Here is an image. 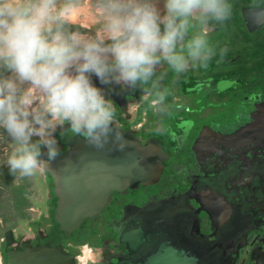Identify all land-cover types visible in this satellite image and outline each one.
Listing matches in <instances>:
<instances>
[{"label": "flooded vegetation", "instance_id": "obj_1", "mask_svg": "<svg viewBox=\"0 0 264 264\" xmlns=\"http://www.w3.org/2000/svg\"><path fill=\"white\" fill-rule=\"evenodd\" d=\"M260 1L229 0L231 17L222 25H207L209 41L219 32V50L227 49L222 57L227 77L215 84L225 93L220 99L203 95L212 89L209 78L198 79L201 67H190L181 83H172L171 105L165 103L164 113L152 107L149 91L113 90L93 77L115 106L118 130L155 146L163 167L157 182L114 190L100 213L80 224V234L97 245L75 246L95 253L84 264H264V75H242L255 63L240 57L246 51L251 57L246 46L264 35V24L250 29L243 17L246 10L263 8ZM166 67L157 71L165 73ZM183 82L191 93L182 91ZM254 117L258 126L249 128ZM55 135L62 153L76 134L58 129ZM8 230L0 236V256ZM32 235L10 247L24 241L51 244L43 242V230Z\"/></svg>", "mask_w": 264, "mask_h": 264}, {"label": "clouds", "instance_id": "obj_2", "mask_svg": "<svg viewBox=\"0 0 264 264\" xmlns=\"http://www.w3.org/2000/svg\"><path fill=\"white\" fill-rule=\"evenodd\" d=\"M79 4L0 0V129L14 146L11 174L46 167L59 153L58 129L98 149L122 139L115 106L93 77L109 89L149 91L164 113L166 73L157 68L166 64L177 75L207 68L217 55L207 25L232 15L229 0H92L100 26L84 34L69 20Z\"/></svg>", "mask_w": 264, "mask_h": 264}, {"label": "water", "instance_id": "obj_3", "mask_svg": "<svg viewBox=\"0 0 264 264\" xmlns=\"http://www.w3.org/2000/svg\"><path fill=\"white\" fill-rule=\"evenodd\" d=\"M243 17L250 29L259 28L264 24V7L246 10ZM256 121L254 117L249 128L258 126ZM119 132L122 139L110 141L102 149L92 146L81 135L71 136L67 149L42 168L51 179L56 197L54 221L66 236L84 220L98 215L114 190L150 185L161 176L163 166L156 156V147L142 145L123 131ZM4 242L6 247L15 243L11 230L4 233ZM4 255L7 264H76L71 252L50 243L31 246L24 241L21 247L6 249Z\"/></svg>", "mask_w": 264, "mask_h": 264}, {"label": "trees", "instance_id": "obj_4", "mask_svg": "<svg viewBox=\"0 0 264 264\" xmlns=\"http://www.w3.org/2000/svg\"><path fill=\"white\" fill-rule=\"evenodd\" d=\"M260 5L261 6L264 5V0L260 1ZM72 27L73 29H78V28H75L74 26ZM222 39L223 38L219 32L213 34V38L210 40V42L212 45L216 47L217 55L213 57V59L209 62L207 68H199V70L196 71V74L198 75V79L201 80V79L209 78L211 80L210 88L212 89V91L209 93L205 92V94L203 93V95H214V96L216 95L218 99H220L225 93L222 92V90H217L215 87V84L221 78L227 77L226 75H224L225 71L223 70V67H222L223 65L222 57H224L225 55L224 54L220 55V50H219ZM246 47H250L252 49V54H251L252 56L250 57L248 55V52L246 51L244 55L240 56L242 58V61L243 62L247 61L252 64L253 63L255 64L254 66L250 68L244 69L241 72L242 75H245L246 77L249 78L253 74H256L258 76L257 73H259L263 76L264 75V35L262 37L257 38V44H254L253 46L249 45ZM257 63L262 68L258 67L259 69L257 70ZM157 72L161 73L159 71ZM165 73L166 74L163 79L165 80L164 88H167L168 93H169L168 96L166 97L165 103L170 104L171 103L170 94L172 93L171 92L172 83H175V82L181 83V80L184 77V75L183 73L180 75L175 74L171 69H168V66L166 67ZM188 87L185 85L184 82L182 83V86H181L182 91L187 94L191 93V92H187ZM194 94L198 96V95H201L202 92H197V93L195 92ZM150 100H152V97L150 98ZM204 103L205 101L202 100L201 104H198V106L203 105ZM149 115L151 118H154V115L151 113V111H149ZM45 176H47V184L50 189V199L48 201V212L46 216L41 217L38 221L29 223V226L32 228L33 231H37V230L44 231V233L46 234V239L43 242L51 241L52 246H56L59 244L65 250H67L68 252H71V254H73L74 256L79 255V249L75 248V246H80V245L85 244L92 248L96 247L97 246L96 243L94 241H91L89 237H86L85 236L86 234L85 235L80 234L81 226H79V228L76 229L75 231L73 232L71 231L69 236H66L63 232L59 231L58 225H56L54 218H53L56 197L54 196L51 190L52 182H51L50 177L47 175V173L45 174ZM13 178L14 176L10 173L9 169L4 168L0 170V193L5 195L4 201L3 200L0 201V207L3 206V204H4L3 207H6L5 215L1 214V209H0V219L2 221V226L8 222V219L19 217V216H22V217L24 216L21 211V208H22L21 205L26 204V202H24L25 201L24 195L26 193V188L23 185H19V186L15 185V183L13 182ZM3 228L5 229L6 226H3ZM3 228L2 229L0 228V236H2ZM11 228L12 226L7 227V229H11ZM93 233L94 232H92L91 234ZM4 249H5V246H4V243H2L1 245L2 262L3 264H7V257L3 253Z\"/></svg>", "mask_w": 264, "mask_h": 264}, {"label": "crops", "instance_id": "obj_5", "mask_svg": "<svg viewBox=\"0 0 264 264\" xmlns=\"http://www.w3.org/2000/svg\"><path fill=\"white\" fill-rule=\"evenodd\" d=\"M69 20L71 25L83 30L98 29L100 23V19L93 11H91L90 6L87 3H81L77 8L72 10L69 15ZM0 146L5 149L4 152L8 151V147L10 148V144L6 143L4 137L0 143ZM43 174V170L38 168L36 170V173L32 175L33 177L31 176V178H34V180L30 182L31 185H29V183L26 181L23 182V180H21L19 183H15V185H23L26 188V193L24 195V202H26V204L21 205V211L24 216L15 217L12 222L8 221L7 223H5L7 224L5 225V229H7V227L9 226H12L10 230L13 231L15 239L19 238V235H21V232H16L19 226L21 227L22 231H33L32 228L29 226V223L38 221L41 217L46 216L48 212V201L50 199V194L47 180ZM21 178H23V176ZM33 192L39 195L41 200L34 196ZM79 257L80 255H77L76 260H78Z\"/></svg>", "mask_w": 264, "mask_h": 264}, {"label": "rangeland", "instance_id": "obj_6", "mask_svg": "<svg viewBox=\"0 0 264 264\" xmlns=\"http://www.w3.org/2000/svg\"><path fill=\"white\" fill-rule=\"evenodd\" d=\"M81 3L82 4L83 3H87L90 6L91 11H93L97 15V17L100 19V15L101 14H100L98 9H95V10L93 9L92 0H80V4ZM161 7H162V3H161ZM99 26H100V23H99ZM94 27H91V28H94ZM75 28H77V27H75ZM75 30L82 31V32H84V34H93V33H95L97 31V29H95V30H91V29L90 30H87V29H84V30L83 29H75ZM0 135H2L5 138V141H6L7 144H10V148L8 147V151H6V152H4L5 149H3L2 146H0V170L4 169V168L9 169V167L7 165V159L9 157V155L12 153V151H13L12 148H14V146H13L12 141L7 137V134L3 132V129H0ZM12 175L14 176V178H13V182L14 183H19L21 180H23V182L26 181V182L29 183V185H31L30 182L34 180V178H31V176H23V178H21L22 176L19 174V172L15 173V174H12ZM33 193H34V196H36L37 198H39V200H41L39 195L35 194V192H33ZM4 199H5V195L0 193V201H2V200L4 201ZM3 206H4V204H3ZM3 206L0 207L1 214L5 215L6 214L5 208L6 207H3ZM13 220H14V218L8 219V221H10V222H12ZM5 225H7V224H5ZM5 225H3V226H5ZM16 232L17 233L21 232L20 233L21 235H19V237L21 239H23V240L29 239V238H31L33 236L32 235V231H27V230H23L22 231L20 226L17 228ZM79 251H80V253L84 252L85 255L83 256V258L82 257L78 258V260H79L78 264H84V263H88L90 260H94L95 253H93V251L90 250L89 247H86V246L80 247ZM0 264H2L1 258H0Z\"/></svg>", "mask_w": 264, "mask_h": 264}, {"label": "built area", "instance_id": "obj_7", "mask_svg": "<svg viewBox=\"0 0 264 264\" xmlns=\"http://www.w3.org/2000/svg\"><path fill=\"white\" fill-rule=\"evenodd\" d=\"M82 255V254H81Z\"/></svg>", "mask_w": 264, "mask_h": 264}]
</instances>
